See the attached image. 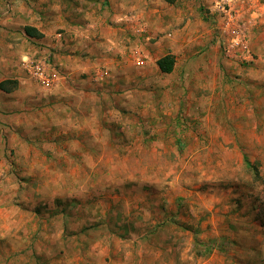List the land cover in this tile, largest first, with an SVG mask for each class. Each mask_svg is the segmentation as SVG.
<instances>
[{"label": "rangeland", "instance_id": "1", "mask_svg": "<svg viewBox=\"0 0 264 264\" xmlns=\"http://www.w3.org/2000/svg\"><path fill=\"white\" fill-rule=\"evenodd\" d=\"M6 79L0 264H264V0H0Z\"/></svg>", "mask_w": 264, "mask_h": 264}, {"label": "built area", "instance_id": "2", "mask_svg": "<svg viewBox=\"0 0 264 264\" xmlns=\"http://www.w3.org/2000/svg\"><path fill=\"white\" fill-rule=\"evenodd\" d=\"M239 37L235 40V45L243 43ZM245 48V47H244ZM23 70H25L32 79L41 85H50L57 75L55 69L49 64L48 60L38 59L26 56L21 59Z\"/></svg>", "mask_w": 264, "mask_h": 264}, {"label": "crops", "instance_id": "3", "mask_svg": "<svg viewBox=\"0 0 264 264\" xmlns=\"http://www.w3.org/2000/svg\"><path fill=\"white\" fill-rule=\"evenodd\" d=\"M84 24H86V23H84ZM82 27V29H80L79 28V26H78V28H77V33H79V32H81V33H83V34H86V29H84L86 26L85 25H82L81 26ZM81 31H80V30ZM89 30H90V28H89ZM91 31V30H90ZM94 33V31H91L90 33ZM88 33V32H87ZM90 33H89V35H90ZM91 36H92V34H91ZM90 36V39H92V37ZM109 37V39H111V35H109L108 36ZM69 57V59L71 60V61H74L73 59H71L72 57L71 56H68ZM62 58L63 57H61V61H62ZM65 60V59H64ZM67 63V62H66ZM73 64V63H72ZM63 66L65 67V68H70V65H68V64H63ZM74 68V67H73ZM171 239V246L169 247V248H167V249H164V248H161V250H160V252H161V254H164L166 257H169V260H175V258H176V256H178L179 255V250H176L177 249V246L176 245H178L176 242H173V239L174 238H170ZM170 239H169V241H170ZM162 241H164V240H162ZM166 241V240H165ZM161 245H163L164 246V244L163 243H161ZM175 245V246H174Z\"/></svg>", "mask_w": 264, "mask_h": 264}, {"label": "trees", "instance_id": "4", "mask_svg": "<svg viewBox=\"0 0 264 264\" xmlns=\"http://www.w3.org/2000/svg\"><path fill=\"white\" fill-rule=\"evenodd\" d=\"M169 1H172V0H169ZM174 62H175L174 56H172L171 54H167L166 56L158 60V65L163 72H171L174 66ZM8 83H10V80L8 79L1 81L0 88L8 92L13 87H15V85L10 86Z\"/></svg>", "mask_w": 264, "mask_h": 264}]
</instances>
